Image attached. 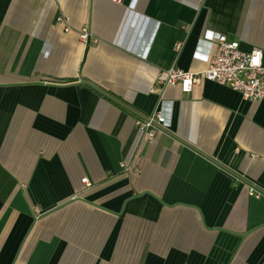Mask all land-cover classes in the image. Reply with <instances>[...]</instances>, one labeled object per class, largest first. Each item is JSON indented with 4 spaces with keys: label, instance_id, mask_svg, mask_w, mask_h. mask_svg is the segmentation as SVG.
Returning <instances> with one entry per match:
<instances>
[{
    "label": "crops",
    "instance_id": "1",
    "mask_svg": "<svg viewBox=\"0 0 264 264\" xmlns=\"http://www.w3.org/2000/svg\"><path fill=\"white\" fill-rule=\"evenodd\" d=\"M217 33L264 51V0H0V264H264V97L153 91Z\"/></svg>",
    "mask_w": 264,
    "mask_h": 264
},
{
    "label": "built area",
    "instance_id": "2",
    "mask_svg": "<svg viewBox=\"0 0 264 264\" xmlns=\"http://www.w3.org/2000/svg\"><path fill=\"white\" fill-rule=\"evenodd\" d=\"M121 1V0H117ZM60 19H62L60 17ZM81 39L90 44V33L83 28L80 33ZM212 49L208 51V66L201 71L185 70L178 66H172L156 78L153 87L154 92H164L167 85L179 84L185 93L190 92L195 83L202 78L216 81L227 85L242 93L247 100H258L264 97V51L260 47L244 50L237 40H231L226 34H208ZM158 102L156 109L137 119V126L148 141L154 140L158 133L166 131L167 113L163 98ZM125 166V163H123ZM83 183L91 186L87 177ZM249 194L257 198L263 192L254 186L249 187Z\"/></svg>",
    "mask_w": 264,
    "mask_h": 264
}]
</instances>
